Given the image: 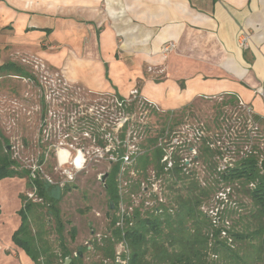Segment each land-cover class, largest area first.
<instances>
[{
    "label": "rangeland",
    "instance_id": "374dc122",
    "mask_svg": "<svg viewBox=\"0 0 264 264\" xmlns=\"http://www.w3.org/2000/svg\"><path fill=\"white\" fill-rule=\"evenodd\" d=\"M68 1L71 0H41L37 5L49 8L65 5ZM78 5L84 4L81 1ZM22 58L19 60L21 65L16 66L27 76L9 74L0 78V132L8 140L13 158L21 167L39 169L53 184L61 187L65 184L74 186L59 204L62 219L71 222L63 234L72 260H75L76 252L81 248L82 264H113L95 249V246L104 244L103 240L111 238L115 242L114 264H127L128 249L113 236L114 228L119 226L116 223L115 227H111L113 218H121L124 213L132 211L140 215L159 203L173 207L174 216L177 210L180 211L179 201L185 199L193 188L191 183H197L198 187L207 190L218 188L216 172H211L200 158L204 145L216 152L214 160L221 169L231 162L232 154L238 150L243 154L257 149L260 160H264L263 129L254 120L251 111L234 99L200 96L187 104L183 113L169 115L166 114L168 110L141 96L142 82H138L129 94L122 97L127 100V106L133 103L134 108L127 112L124 111L125 106L119 107L116 101L120 95L86 89L69 80L63 70L51 68L35 56ZM34 59L42 60L44 71H37L32 66L34 63H28ZM180 109L170 111L179 112ZM123 126H127L126 138L133 131L131 135H136L131 140L133 143L127 141L126 154L135 151L134 146H140L146 135L156 138V145L162 147L164 152L162 161L166 160V171L176 161L183 181L172 184L169 173L157 178L153 171H149V178L140 182L136 174H127L126 168L130 162L123 163L115 180L120 200L116 206L113 204L114 207L109 208L111 201L105 190L106 182H102L101 178L104 174L108 177L117 163L113 145L114 142L118 143ZM130 128H133L132 132ZM99 142L106 146L100 147ZM59 150H64L69 157L63 165L59 164L57 158ZM79 155L83 162L73 164ZM39 162L41 165H38ZM18 180L21 182H14V185L18 183L20 189L25 190L24 196L39 204L40 200L27 190L26 179ZM220 185L223 190L215 189L208 197L202 198V204L197 207L202 214L195 213L197 218L203 219L202 215L205 214L212 224L211 211L236 203L233 209L236 211L237 208L238 213L230 216L232 228L236 231L246 230L253 210L250 199L237 190L231 191L222 183ZM222 192L223 197L219 196ZM41 213H45V219H51L50 225L45 228V238L52 249L59 252L55 223L46 208L36 211L37 219ZM192 226L193 222L188 220L186 228L192 229ZM71 227L76 229L74 242H70L69 238ZM200 232L204 234L207 231ZM249 241L236 243L235 248L257 243L255 239ZM57 261L61 262L59 257ZM207 264H224V260H207Z\"/></svg>",
    "mask_w": 264,
    "mask_h": 264
},
{
    "label": "crops",
    "instance_id": "0c3cea01",
    "mask_svg": "<svg viewBox=\"0 0 264 264\" xmlns=\"http://www.w3.org/2000/svg\"><path fill=\"white\" fill-rule=\"evenodd\" d=\"M40 1L0 0V66L35 56L121 97L142 82L141 96L168 111L226 96L264 131V0ZM17 181H0V264H35L11 239L25 192Z\"/></svg>",
    "mask_w": 264,
    "mask_h": 264
},
{
    "label": "trees",
    "instance_id": "16d2710c",
    "mask_svg": "<svg viewBox=\"0 0 264 264\" xmlns=\"http://www.w3.org/2000/svg\"><path fill=\"white\" fill-rule=\"evenodd\" d=\"M9 74L20 77L27 76L21 68L10 62L0 66V77ZM116 96L118 95L116 94ZM118 98L123 100L120 96ZM124 106V111L134 108L133 103L128 106L125 103ZM185 109L186 107L180 109L179 112L168 111L166 114H181ZM254 120L257 121L255 117ZM126 128L127 126L122 129L124 134L122 133L120 141L113 146V154L117 157V163L113 166L104 184L109 200L115 206L120 200L118 184L115 181L116 175L122 168L123 157L128 148L125 139ZM132 130L133 128L129 129L131 132ZM135 137L136 135H131L128 141L130 142ZM156 144V138L146 135L141 140L140 146H134L136 150L131 152V162L126 168L127 174H136L138 180L143 182L149 178V171H153V175L157 178L169 173L170 179H173L172 184H176L178 181L182 182L183 178L176 161L171 164L173 167L166 171V162L162 161L163 149ZM98 145L102 148L105 147V144L101 142ZM7 146H9V142L0 132V181L6 178L26 179L27 190L40 200L37 204L24 194L20 195L21 208L18 211L20 225L11 236L12 242L25 251L35 264H62L64 259L70 257L71 254L65 244L66 240L63 234L66 226L71 222L62 219L59 204L63 196L74 186L65 184L61 187L59 184L49 182L39 169L32 171L31 168L21 167ZM256 150L251 149L243 154H240L238 150L232 154L231 162L221 169L214 160V157L217 156L216 152L204 145L200 158L211 172H216L218 188L213 187L212 190H207L198 187L197 183H191L190 185H194L193 188H190L185 199L179 201L180 211L177 210L174 216L173 207L159 203L140 214L141 216L137 211L135 213L132 211L124 213L121 218H113L111 227H115L117 221L122 219V224L118 228H114L113 236L117 239L116 241H122L128 249L126 263L207 264V260L214 261L219 258L224 260V264H264V172L260 168L261 160ZM38 165H41V162ZM220 183L224 185L223 187L231 188V191L235 190V192L237 190L250 199L253 210L249 215L250 221L246 230L236 231L232 228L230 216L238 213L237 208L236 211L233 209L236 203L228 208L219 209L216 223L210 224V220L205 214L202 215L203 219L197 218L195 213L202 214V211L197 209L202 204V198L208 197L215 189L223 190ZM108 207L110 208V205ZM45 208L55 223L54 229L58 235L59 252H55L56 249H52L51 244L45 238L47 234L45 228L50 225L51 219H45L43 217L45 213L39 214L38 219L35 216L38 209ZM188 220L193 222L191 227L193 230L186 228ZM200 231L207 232L201 234ZM68 233L70 242H74L76 229L71 227ZM251 239H255L257 243L252 246H243L240 249L235 248L236 243H244L246 240L250 242ZM103 241L104 244L95 246V249L102 252L104 259H110L114 264L115 242L111 238ZM84 249L86 250V248ZM76 253L75 260H72L71 264H82L81 256H78V251ZM57 257L61 260L60 263H58Z\"/></svg>",
    "mask_w": 264,
    "mask_h": 264
},
{
    "label": "built area",
    "instance_id": "2783aa9c",
    "mask_svg": "<svg viewBox=\"0 0 264 264\" xmlns=\"http://www.w3.org/2000/svg\"><path fill=\"white\" fill-rule=\"evenodd\" d=\"M22 60L23 61H25V59H23L22 58ZM42 60H38V59H34L33 61H29L28 63L29 64H32V63H34V64H32V66H33V68L35 69V70H37V71H44V65H43V63L41 62ZM117 103H118V105H119V107H123V105L125 104L124 102H127V100L126 99H123V100H119V98H117ZM124 127V126H123ZM123 127L121 128V131H122V129H123ZM128 131V130H127ZM127 131H126V135H127ZM129 136H131V134L129 135ZM126 138V137H125ZM120 141V140H119ZM118 141V142H119ZM128 141V138H126V142ZM115 144H117V143H115L114 142V145ZM113 145V146H114ZM106 146V145H105ZM131 153L130 154H126L124 157H123V163L124 164H126V163H129V162H131ZM57 158H58V155H57ZM164 158V157H163ZM82 160V159H81ZM163 160V159H162ZM58 161H59V159H58ZM75 161H76V159H75ZM73 162V164H78L77 162ZM83 161H80V163L79 164H81ZM165 162H166V160H165ZM59 164L60 165H63V164H65V163H63V164H61L60 162H59ZM78 164V165H79ZM169 166H171V164L169 165ZM35 169L33 168L32 169V171H34ZM47 178V177H46ZM48 179V181L49 182H51V180H49V178H47ZM32 195V194H31ZM223 195H224V193L222 192V193H220L219 194V196H221V197H223ZM217 211L218 210H215V211H211L210 213H211V215H212V217H213V223H216L217 222V218H215L216 216H217ZM122 224V219L121 220H119L118 222H117V225H121ZM117 259L119 260V256H117ZM118 262H120V261H118ZM122 262H124V261H122Z\"/></svg>",
    "mask_w": 264,
    "mask_h": 264
},
{
    "label": "water",
    "instance_id": "95a60500",
    "mask_svg": "<svg viewBox=\"0 0 264 264\" xmlns=\"http://www.w3.org/2000/svg\"><path fill=\"white\" fill-rule=\"evenodd\" d=\"M7 148L10 149V146H7ZM260 168L264 172V160H261L260 161ZM106 178H107V174H104L102 176V178H101L102 179V182H105ZM113 207H114L113 206V203L110 202V208H113ZM77 251H78V256H81V248H78ZM71 262H72V259L70 257H66L64 259V261L62 262V264H71Z\"/></svg>",
    "mask_w": 264,
    "mask_h": 264
},
{
    "label": "bare ground",
    "instance_id": "6f19581e",
    "mask_svg": "<svg viewBox=\"0 0 264 264\" xmlns=\"http://www.w3.org/2000/svg\"><path fill=\"white\" fill-rule=\"evenodd\" d=\"M58 159L61 164L66 163L69 160L68 154L64 150H59L58 153ZM81 155L77 156L76 161L78 164L80 163Z\"/></svg>",
    "mask_w": 264,
    "mask_h": 264
}]
</instances>
